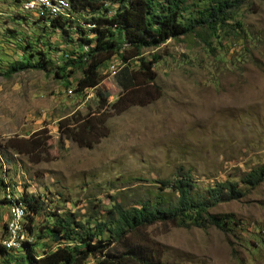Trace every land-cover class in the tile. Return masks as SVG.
<instances>
[{
	"label": "rangeland",
	"instance_id": "obj_1",
	"mask_svg": "<svg viewBox=\"0 0 264 264\" xmlns=\"http://www.w3.org/2000/svg\"><path fill=\"white\" fill-rule=\"evenodd\" d=\"M203 4L185 0L183 18L198 19ZM229 12L230 19L216 32L196 29V34L145 50L147 59L152 52L160 56L154 70L161 97L109 118L108 137L87 149L65 140L59 123L94 111L96 90L76 94L72 90L80 72L70 74L72 87L67 89L53 71L65 53L80 51L82 36L74 27L83 26L89 16L73 14L72 30L65 34L24 10L20 0H0V246L8 221V205L2 202L5 182L41 201L34 218L37 231L53 212L84 221L91 214L105 216L111 196L132 204L158 189L168 192L161 181L180 174L191 175L203 191L226 180L239 182L247 172L264 167V2L248 0ZM48 49L49 71L2 76L28 50ZM119 67L112 58L99 69V89L108 93V103L120 93L114 79ZM33 139L45 143L40 161L9 147ZM244 191L239 200L209 210L233 215L238 225L230 231L148 227L151 239L162 246L163 264H264V181ZM37 237L36 232L23 235L36 242L39 255L50 242ZM24 252L0 255V264H26L20 259ZM86 264L99 263L92 258Z\"/></svg>",
	"mask_w": 264,
	"mask_h": 264
},
{
	"label": "trees",
	"instance_id": "obj_2",
	"mask_svg": "<svg viewBox=\"0 0 264 264\" xmlns=\"http://www.w3.org/2000/svg\"><path fill=\"white\" fill-rule=\"evenodd\" d=\"M202 1L204 4L198 10V19H184L185 0H68L71 14L88 15L89 19L84 23L93 24L94 28L85 32L79 24L74 27L82 36L78 39L80 51L73 52L71 59L63 57L53 74L64 80L65 88L69 89L72 87V81H68L70 74L80 72L72 91L83 94L85 90L95 89L98 105L94 111L59 123L65 140L80 148L92 149L108 137L109 118L132 106H147L158 100L162 93L156 84L154 65L160 56L152 52L147 59L144 51L155 50L168 40L196 34V29L216 32L230 19L229 10L248 0ZM42 17L50 29L65 34L72 30L71 19ZM86 34H91V39ZM83 45L93 46L87 53H82ZM26 46L30 50L31 45L27 43ZM29 50L27 56L21 55L1 73L2 76L9 78L28 69L50 70L46 65L49 49L46 52ZM37 53L39 58H36ZM112 58L120 63L114 74L120 93L114 102L108 103V93L99 89L103 80L99 69ZM44 146L42 139L9 145L13 151L33 155L37 161L41 160L40 152ZM263 181L264 167H258L243 175L239 182L226 180L199 191L191 175L180 174L172 180L161 181L168 192L158 189L150 194L151 198H142L132 204L118 201V195L111 196V207L105 216L91 214L84 221L72 213L53 212L48 215L50 221L45 227L37 231L34 218L42 209V203L38 197L24 191L20 197L27 209L23 231L30 235L36 232L38 239L46 238L50 245H44L48 250L43 249L38 255L34 252L36 242L25 240L16 250H8L1 245L0 255L12 256L23 250L25 252L20 259L26 264H86L92 258L98 259L99 264H163L162 246L151 239L148 227L156 224L186 229L213 226L230 231L238 225L235 217L212 214L209 210L220 203L239 200L245 194L244 189L254 188ZM2 202L7 204L4 199Z\"/></svg>",
	"mask_w": 264,
	"mask_h": 264
},
{
	"label": "built area",
	"instance_id": "obj_3",
	"mask_svg": "<svg viewBox=\"0 0 264 264\" xmlns=\"http://www.w3.org/2000/svg\"><path fill=\"white\" fill-rule=\"evenodd\" d=\"M23 3V9L29 12H35L39 16L54 18L57 16L67 19H73L71 6L68 0H20ZM86 32L94 28L93 24L84 23L82 26ZM86 36L91 39L92 35ZM93 45H83L82 53H87L89 47ZM64 58H72V56L65 53ZM114 66L112 65V69ZM2 199L8 205V221L6 222V237L3 246L8 250H16L19 248L20 242L24 241L23 223L27 214L25 204L20 200L22 196L18 193L11 183L5 182L3 186ZM27 240V238H26Z\"/></svg>",
	"mask_w": 264,
	"mask_h": 264
}]
</instances>
